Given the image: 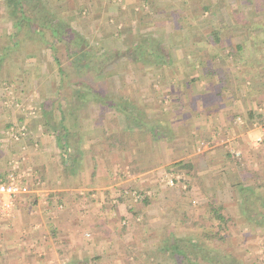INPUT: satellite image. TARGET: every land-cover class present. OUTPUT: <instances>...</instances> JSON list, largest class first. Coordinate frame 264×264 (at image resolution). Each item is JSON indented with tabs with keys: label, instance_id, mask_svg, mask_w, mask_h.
Segmentation results:
<instances>
[{
	"label": "rangeland",
	"instance_id": "obj_1",
	"mask_svg": "<svg viewBox=\"0 0 264 264\" xmlns=\"http://www.w3.org/2000/svg\"><path fill=\"white\" fill-rule=\"evenodd\" d=\"M43 3L45 9H39L42 5L37 9H27L30 6L26 5L24 11L31 21L21 24L20 32L17 33L14 23L19 19V9H10L5 0H0V57L3 56L0 62V138L6 141L4 142L5 149L12 148L13 152L16 151V143L25 139L26 136L30 137L40 133L52 134L56 131L62 133V128L58 126L63 115L67 120V128L77 127V119L80 117L88 119L96 116L97 109H89V106H84L85 109H82L83 106L75 107L76 103H80L78 98L73 96L76 91H83L81 99L83 102H98L94 97V92L82 84L86 79H89L88 82H92L93 85L102 80L103 88H99V91L103 96H106L108 100L129 101L133 105L132 110L136 112L140 111L139 107H134L139 102H143L145 109L139 112V116L153 119L157 123L162 122L163 118L166 120L175 115L176 107L171 108L174 105L180 102L186 104L194 102L192 94H186V97L180 93L177 94V87H204L208 91L209 88L219 89L217 87L221 81L216 83L217 77L214 79L212 75H204L201 80L200 76L195 73L196 70L199 71V68L191 61L182 64L186 73L193 75V78L183 81L177 75L176 69L178 65L180 66L178 63L180 61L176 62L175 59L178 55H182L178 49L177 39L184 37L189 40L191 33L202 35L203 31L201 30L200 33L199 27L205 29L206 32L208 27H214L215 24H227L232 21L249 23L250 28L247 32L249 41L244 49L238 45L237 52H235L232 51L234 47H231L227 55L231 53L236 55L237 59V56L243 58L249 52L254 54L253 62L245 61L240 66L238 72L242 71L241 75L244 76L254 74L256 78L259 76L257 73H260L263 68L257 71L253 65L259 63L264 67V29L256 28L264 27V0H166L165 2L159 0H45ZM174 9V13L168 12ZM53 14L69 24L79 35V42L86 45L85 60L76 61L74 55L67 52L63 41L54 42L56 55L64 70L69 72L70 80L83 81L74 82V85L64 84L62 90H59L60 77L52 51L50 47L42 45L40 38L34 32L48 16L51 17ZM45 37L49 41L54 40L47 30ZM149 40L159 42L158 49L165 48L164 56L172 58L170 64L159 62V57L156 55H147L145 57L148 60L141 62L127 63L122 62L123 59L117 61L101 76L91 74L93 70L90 67L94 66L96 57L103 50L110 48L109 46L113 47L115 43H121L122 46L117 49H123L129 47L131 43H144ZM204 43H199L201 49L197 51V47L187 46L189 55L197 54L196 52L199 53L200 50L214 54L215 47L206 41ZM199 55L203 57L202 54ZM218 60L200 62V67L205 62L209 63L207 67L211 69L218 64L221 65L222 71L217 75L226 80L222 86H227L231 72L227 74V62L222 63ZM77 63L81 65V71L77 68ZM261 76L264 77V72L257 78V82L251 81V78L239 82L241 90L254 91L258 88L262 91V93H254L255 96L248 101L246 97L243 102L236 99L235 104L238 106L246 105L247 109L243 110V113L249 110L264 113V78L261 80ZM210 97L208 93L203 99L208 101ZM200 98L198 97L199 100ZM100 108L103 113L105 112L103 118L106 112L113 111L104 103L100 105ZM148 111L151 112L150 116ZM187 111L192 112L189 109ZM238 114L241 115V113ZM256 116L254 115L255 118ZM244 118H237L240 128L247 129L255 126L264 128V122H252L248 118L246 121ZM241 120L244 121L242 125L239 124ZM20 143L24 145L23 141ZM230 155L232 157L227 166L230 170L226 172L223 170L222 176H214L213 181L209 183L205 181V175L204 180L198 178L196 181L198 187L193 191L190 186H187L186 175L183 174L185 172L176 171L172 167L174 163L169 166L170 175L160 178L159 182L171 188H178V190L175 189V193L184 201L182 204L186 205L179 208L168 205V214L174 216V219L171 218L172 220L169 221L170 226L165 224L170 232L167 230L163 232V238L159 236L160 231L153 222L155 218H152V230L155 231L147 237L141 235L134 237L135 243L140 245L138 256L134 257L132 250L131 255L125 256L124 261L128 259V263L137 262V264H154L158 261L165 264L166 262L171 263L173 253L169 250L163 252V249L169 241L175 239L181 243L179 245L196 249L195 256L200 257L199 264H210L201 258L205 251L229 255L238 259L242 264H264V222H250L241 211L242 194L245 191L251 194L249 201L253 211L258 209L255 206L260 209L264 202V148L251 150L246 156L241 151H232ZM227 183L230 187L225 188ZM131 196L139 204L145 201L143 192H134ZM174 198L172 196L171 199ZM209 202L219 207L221 214L227 220L220 230H218L217 222L211 218ZM139 210L132 212L130 216L136 223L132 228L130 227L134 232H138L139 225H142L140 215H138ZM259 211L264 213L262 208ZM127 226L125 224V228ZM217 231H219L218 236H215ZM155 233L158 236H155ZM10 240L14 239L8 241ZM185 242L194 244V246ZM6 243V239L0 238V246L4 247ZM13 256L9 250H0V264L3 259L4 264H16L17 260H14ZM7 258H12V260H6Z\"/></svg>",
	"mask_w": 264,
	"mask_h": 264
},
{
	"label": "crops",
	"instance_id": "obj_2",
	"mask_svg": "<svg viewBox=\"0 0 264 264\" xmlns=\"http://www.w3.org/2000/svg\"><path fill=\"white\" fill-rule=\"evenodd\" d=\"M174 11L168 12L172 14ZM249 28V23L232 21L210 26L206 32L199 27L202 35L191 33L189 40L177 39L182 55L175 59L180 61L176 71L183 81H189L193 75L186 73L182 63H195L199 68L195 73L202 80L200 62L215 61L219 57L218 62H227L226 70L227 74L231 72V78L227 86L209 88V91L204 87H177V94H192L194 102L174 105L171 108L176 107L175 115L166 120L163 118L162 122L139 116V112L145 109L143 102L134 107H139L140 111L131 110L126 115L121 101L110 99L104 105L113 111L106 112L103 118L102 102L82 100V109L89 106L97 112L88 119L78 118L75 128H67L63 115L58 127L63 128L64 133L56 131L26 136L21 140L23 146L21 141L16 143L15 152L12 148L5 149L6 141L0 138V178L4 179L11 171L24 173L29 188L28 192L15 197L11 215L0 218V238L7 241L0 250H9L17 260L16 264H133L135 262L128 263L124 258L131 255L132 250L134 257L138 256L140 245L135 243L134 237L152 234L155 231L152 230L153 222L161 238L163 232H170L166 225L170 226L168 223L174 216L168 214V205L179 208L186 204H182L184 201L176 195L175 189L178 188L159 182L160 178L170 175L168 167L179 161L191 164V170H182L187 186L193 191L198 187V178L204 180L206 176L205 181L209 183L222 176L223 170H230L227 166L232 151H241L245 156L251 151L246 144V133L251 128L242 129L237 124V118L248 120L247 113H243L247 108L245 104L238 106L235 101L243 102L245 97L248 101L255 96L254 93H262L258 88L253 91L239 87V82L247 78L241 75L242 71L238 72L240 66L245 61L253 62L254 54L249 52L243 58L237 56V59L236 55H227L231 47L235 52L238 45L244 49L249 41ZM256 28L264 29L262 26ZM214 31H220V40ZM205 41L215 47L214 54L208 56V51L206 54L200 50L189 55L187 46L197 47V51L201 49L199 43ZM121 46V43H115L106 50ZM253 67L257 71L263 68L257 73L259 76L251 78L257 82L264 67L259 63ZM215 68L220 72L223 67L218 64ZM221 77L216 73L212 75L216 83ZM208 93L211 97L205 101L203 97ZM122 104L133 106L129 101ZM226 186L230 187V184ZM134 192L145 194L144 203H137L131 196ZM172 196L175 198L171 199ZM138 210L142 225H139L138 232H134L130 227L136 223L130 216ZM152 218H155L153 222ZM125 224L128 225L126 228ZM154 235L158 236L157 233Z\"/></svg>",
	"mask_w": 264,
	"mask_h": 264
},
{
	"label": "trees",
	"instance_id": "obj_3",
	"mask_svg": "<svg viewBox=\"0 0 264 264\" xmlns=\"http://www.w3.org/2000/svg\"><path fill=\"white\" fill-rule=\"evenodd\" d=\"M23 1H26L25 3ZM45 0H5L6 4L8 5V7L10 9H19V13L20 15L18 16L19 19H17L14 23V25H16L17 27V33L20 32L21 29V24H27L31 21V18L29 16L26 15L24 9L27 7L26 5L30 6L27 7V9H37V7H39L40 5H42L41 8L39 9H45V5L44 2ZM33 7V8H32ZM48 31L50 36L54 39L53 41H49L47 40V38L45 37V31ZM37 35V37L40 38V41L42 42V45L44 46H48L50 47L52 54H53V59L55 61V63L57 64V68H58V75H59V79H60V84L59 86V90H62L64 84H72L73 83H78V82H83V81H79L77 79L74 80H70V74L69 72L65 71L64 68L62 67V63L60 61V59L57 57L56 55V48L54 46V42L55 41H63L65 43V48L67 50L68 53H70L71 55H74V60L79 61V60H85L84 56L86 54V45L83 42H79V35L73 30V28L67 24L65 21H62L58 18L55 17V14H53L51 17H47L44 21L43 24L40 25L39 28L36 29V31H34ZM214 33L219 37L220 31H214ZM220 40V39H219ZM18 41H16L17 43ZM219 42V41H218ZM160 47L159 42H156L154 40H149L147 42H138L134 45H131L127 48H123V49H109V50H105L102 51L100 53L99 56L96 57V62L94 63V66L90 67L91 70H93V72H91V74H95L96 76H101L102 73L108 69L109 67H112L115 62L120 61V60H124L122 62H127V63H135V62H141V61H145L148 60L147 55H156L159 57V62L163 63V64H170L172 62V58L166 57L165 55V48L162 47L161 49H158ZM212 54V53H210ZM231 54V53H230ZM208 56L209 52H208ZM3 57V56H2ZM2 57H0V62L3 59ZM150 60V57H148ZM87 61V60H86ZM152 61V60H150ZM211 62H214L213 60H209ZM77 68H79V71H81L82 67H80L81 65L79 63L76 64ZM203 67V75L205 76H211L213 74H217L218 72L214 69L208 68L207 65H209V63L205 64H201ZM87 66V65H84ZM95 75H91V76H95ZM247 76V74H246ZM247 78H255L254 74H249V76H247ZM89 79L84 80V86L86 85V87L88 89H90L91 91H93L94 93V97L96 98V100L98 102H107L108 99L106 98V96H103L102 93H100V89L99 88H103V82L102 80L100 82H97L96 85L92 82H88ZM220 84L219 87H221L223 84L226 83V80L221 77L219 79ZM73 96H76V98H78V102L80 103H76L75 107H80L82 104V96L83 93L80 91H76V93H73ZM121 106H122V110L127 114H129L132 110V107H128V106H123L122 102H121ZM255 113V111L253 110H249L247 112V118L252 121V122H264V113ZM254 115L259 116V119H257L254 117ZM257 119V120H256ZM62 133H64V129L62 128ZM171 166V165H170ZM173 168H175L176 171L182 170V169H189L191 170L192 165L189 163H184L182 161L176 162L172 165ZM249 191H245L243 192V198L241 201V211H242V215L245 216L250 222L253 223H263L264 222V213L260 212L259 210L262 208L264 209V202L262 203L261 208H258L257 211H253V207H251V202L249 201L250 195L248 193ZM146 200V199H145ZM209 206H210V211H211V218L213 220H215L217 222L218 225V230H220L221 228H223L225 226V222L227 221L226 218L223 216V214H221L220 212V208L215 206L213 204V202H209ZM218 232H215V236H218ZM186 244H191V243H187ZM181 243H179L178 240L172 239L171 241H169L166 246L164 247V252L167 250L171 251L172 254V261L170 262H166V264H199V259L200 257H196L195 252L196 249L193 247H186L183 245H179ZM194 246V244H191ZM169 247V249H168ZM167 248V249H166ZM190 248V249H188ZM193 249H195L193 251ZM202 259H204L206 262L210 263V264H242L241 262L238 261V259L234 258V257H230L229 255H224L218 252H212V251H208L205 253H203V255L201 256ZM154 264H165L164 262L158 261L155 262Z\"/></svg>",
	"mask_w": 264,
	"mask_h": 264
},
{
	"label": "built area",
	"instance_id": "obj_4",
	"mask_svg": "<svg viewBox=\"0 0 264 264\" xmlns=\"http://www.w3.org/2000/svg\"><path fill=\"white\" fill-rule=\"evenodd\" d=\"M28 190L24 173L11 171L4 179L0 178V218L9 217L14 206L15 197L28 192Z\"/></svg>",
	"mask_w": 264,
	"mask_h": 264
},
{
	"label": "clouds",
	"instance_id": "obj_5",
	"mask_svg": "<svg viewBox=\"0 0 264 264\" xmlns=\"http://www.w3.org/2000/svg\"><path fill=\"white\" fill-rule=\"evenodd\" d=\"M239 124H244V121H239ZM246 144L251 150L264 148V128L255 126L249 129L246 133Z\"/></svg>",
	"mask_w": 264,
	"mask_h": 264
}]
</instances>
